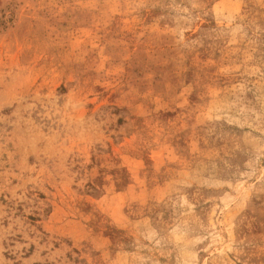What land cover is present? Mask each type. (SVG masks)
Returning a JSON list of instances; mask_svg holds the SVG:
<instances>
[{"label":"rangeland","instance_id":"rangeland-1","mask_svg":"<svg viewBox=\"0 0 264 264\" xmlns=\"http://www.w3.org/2000/svg\"><path fill=\"white\" fill-rule=\"evenodd\" d=\"M0 264H264V0H0Z\"/></svg>","mask_w":264,"mask_h":264}]
</instances>
